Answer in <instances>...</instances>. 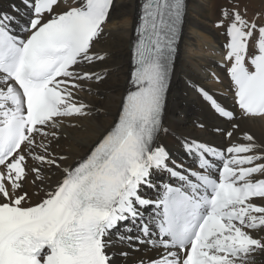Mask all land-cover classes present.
<instances>
[{
  "label": "snow or ice",
  "instance_id": "6c2138e0",
  "mask_svg": "<svg viewBox=\"0 0 264 264\" xmlns=\"http://www.w3.org/2000/svg\"><path fill=\"white\" fill-rule=\"evenodd\" d=\"M112 3L82 0L80 7L45 21L59 0H34L27 39L11 35L8 18L0 16V264H110L106 238L121 222L135 223L141 216L138 206L152 203L138 190L150 170L168 160L164 148L153 143L161 130L184 0H143L132 73L136 90L125 98L118 121L89 155L62 169V179L46 198L31 205L27 193L20 194L30 173L42 179L40 168H29V156L40 165L60 167L37 137L55 138L45 129L56 128L62 118L87 115L88 105L74 97L81 82L103 77L80 74L74 66L105 58L90 49ZM227 35L225 59L231 61L236 103L246 115L264 116V26L233 12ZM212 106L232 118L215 101ZM243 139L246 144L226 149L230 155L204 144L188 149L199 156L201 169L212 167L206 157L221 160L222 169L216 179L197 176V183L180 175L186 186L168 188L155 204L162 209L160 243L139 242L164 253L150 264H254L253 257L264 252V238L252 234L264 230V206L253 203L264 199V179H252L264 175V155L256 154L260 146L251 135ZM141 231L152 235L147 225Z\"/></svg>",
  "mask_w": 264,
  "mask_h": 264
},
{
  "label": "bare ground",
  "instance_id": "6f19581e",
  "mask_svg": "<svg viewBox=\"0 0 264 264\" xmlns=\"http://www.w3.org/2000/svg\"><path fill=\"white\" fill-rule=\"evenodd\" d=\"M256 1L257 4H250L249 0H235V5L232 4L233 12H239L246 20L248 14L258 12L257 7L264 5V0ZM81 3L82 0H59L53 13L45 15V21L52 15L80 7ZM32 4L34 0H0V16L8 18L5 23L11 35L27 39L29 33L26 29L34 18L33 8L30 7ZM220 5V0H186L184 25L161 130L153 144L154 148L163 147L168 154L166 165L153 170L152 182L157 188L174 178L171 171L190 177L191 170L212 172L222 162L215 157H206L212 167L201 169L199 156L188 150L196 144H204L226 154L228 147L246 144L243 137L251 135L254 143L260 146L256 154L264 155V116L246 115L235 104V88L228 73L231 61L225 59L229 51L227 30L232 23V15L230 18L215 11L216 6ZM140 6V0H114L107 21L102 26L103 31L90 49L91 55L105 58L91 64L74 66V70L80 74L92 73L103 79L100 82L96 79L81 82V89L74 97L78 103L88 105L85 109L87 115L62 118L56 128H46V131L55 133V138L37 137L38 142L47 144L48 152L56 158L60 167L40 165L28 157L29 168H40L42 177L36 180L35 175L30 173L24 182L20 194L27 193L31 205L46 198L45 194L54 190L62 179V169L75 166L85 158L118 121L125 94L132 86L131 50L137 39L134 29ZM223 6L229 7L228 2H224ZM248 22L255 23L257 27L264 26L259 19ZM251 43L250 54L255 52V48L251 47L256 43L255 38ZM203 91L212 92L218 103L232 110V118L218 114L209 105ZM228 132L233 135L228 137ZM34 154H40V149L36 148ZM61 156L65 160L61 161ZM262 177L264 175L255 174L253 178L256 180ZM253 203L264 206V199L254 200ZM141 210L144 216L150 213L146 207ZM252 234L255 238H264V230ZM138 238L155 241L157 245L160 243L154 236L149 239L142 237L138 230V220L135 223L131 219L121 222L106 238V252L112 264H150L164 253L163 248L153 247L149 242L139 243ZM133 260L136 262L131 263ZM253 261L254 264H264V252L257 253Z\"/></svg>",
  "mask_w": 264,
  "mask_h": 264
},
{
  "label": "rangeland",
  "instance_id": "374dc122",
  "mask_svg": "<svg viewBox=\"0 0 264 264\" xmlns=\"http://www.w3.org/2000/svg\"><path fill=\"white\" fill-rule=\"evenodd\" d=\"M224 2H228L229 7L223 6V3ZM224 2H223V0H220V3L222 5L216 6L215 11L220 12L224 16H227V17H230L231 18V15H232V12H233V6H232V4L235 5V0H224ZM249 2H250V4H257L258 3L256 0H249ZM247 9L250 10L249 8H247ZM256 10H259V11L258 12H255L254 14H251V13H250V15L248 14V16H246V20H248V21H257L259 19V20H262V22L264 23V5L258 6ZM225 13H227L228 15H225ZM211 25H212V23H211ZM250 44H252V43L250 42ZM98 82H100V81H98ZM199 127L201 128L202 125H199ZM216 132H218V131L216 130ZM37 141H38V139H37ZM160 141H164V142H168V143H173L171 140H167V139H161ZM124 257H125V255H124ZM130 262L132 263V262H136V261L133 260V261H130ZM119 264H121V263H119Z\"/></svg>",
  "mask_w": 264,
  "mask_h": 264
}]
</instances>
